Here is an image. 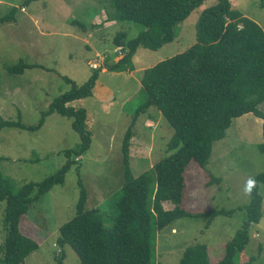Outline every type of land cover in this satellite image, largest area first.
<instances>
[{
  "label": "rangeland",
  "instance_id": "rangeland-1",
  "mask_svg": "<svg viewBox=\"0 0 264 264\" xmlns=\"http://www.w3.org/2000/svg\"><path fill=\"white\" fill-rule=\"evenodd\" d=\"M229 1L233 9L264 29V0ZM25 2L0 0V17L17 8L15 19L0 25V118L34 125L56 97L72 89L66 78L84 84L94 70L90 62H102L98 54L109 57L99 67L119 59L116 36L125 32L129 41L139 35L142 26L114 19L117 13L110 0ZM215 3L205 1L180 23L172 42L158 50L140 47L130 61L134 70L104 68L93 96L71 103L87 111L86 126L92 132V144L81 155H74L64 183L42 195L22 218L23 232L39 245L23 264H57L55 257L62 250L64 264H81L70 245L61 248L57 243L60 227L76 213L81 184L88 192L87 207L100 209L105 226L112 225L116 213L113 202L124 179L122 142L135 111L146 100L143 71L195 44L198 18ZM20 62L33 67L10 73L8 67ZM259 109L264 114V102ZM72 122V118L53 113L38 131L12 127L0 131V169L15 187L42 182L67 162L66 150H79L81 137ZM132 132L130 160L138 176L170 154L167 149L174 129L157 108L151 107L139 115ZM262 144L264 118L245 114L233 119L225 138L214 144L205 169L195 162L189 165L187 210L207 214L180 218L158 231V263L180 264L184 250L195 244L207 245L211 261L223 259L226 243L242 228L245 210L240 208L251 202L250 179L264 172ZM207 174L219 181H212ZM261 193L264 196V186ZM6 206L5 200L0 202V245L7 235ZM214 210L234 212L212 219L209 213ZM250 237L236 264H264V200L263 217L252 226Z\"/></svg>",
  "mask_w": 264,
  "mask_h": 264
},
{
  "label": "trees",
  "instance_id": "trees-1",
  "mask_svg": "<svg viewBox=\"0 0 264 264\" xmlns=\"http://www.w3.org/2000/svg\"><path fill=\"white\" fill-rule=\"evenodd\" d=\"M32 1L26 0V5ZM117 15L114 19L142 26L139 35L127 41L125 32L114 42L121 57L92 68L88 81L56 97L42 112L37 124L0 118V131L6 127L38 131L53 113L72 118V126L81 137L79 150L65 151L67 162L42 182H27L15 187L14 181L0 169V202L6 201L7 235L0 245V264H23L39 245L22 229V218L33 203L55 185L63 184L72 167L73 157L81 155L92 144V132L86 126L87 111L72 102L93 96L100 72L134 70L131 58L140 47L158 50L176 37L178 25L207 0H110ZM17 8L0 17V25L15 19ZM125 52V53H124ZM108 61V59L106 60ZM93 62V61H92ZM33 67L24 62L9 66L10 73H21ZM142 85L145 102L132 117L123 142V183L115 197V216L110 227L98 208H88V192L81 184L80 198L74 217L60 227L57 243L70 245L81 264H160L156 261L157 233L176 220L204 214H193L185 205L188 192L187 170L192 162L205 169L213 146L226 136L233 119L245 114L264 118L259 105L264 102V29L255 20L233 9L229 0H216L200 14L196 23V43L182 53L145 69ZM157 108L174 129L168 143L170 154L153 167L135 176L131 167L132 127L139 115ZM264 152V144L261 146ZM3 157H0L2 160ZM213 181L219 178L207 174ZM251 202L245 210L242 228L225 245L220 261H211L205 244L188 246L180 264H236V258L250 242L253 225L263 217L261 187L264 172L250 179ZM234 210H214L212 219L231 215ZM64 264L65 252L55 257ZM253 260V258H252Z\"/></svg>",
  "mask_w": 264,
  "mask_h": 264
},
{
  "label": "built area",
  "instance_id": "built-area-1",
  "mask_svg": "<svg viewBox=\"0 0 264 264\" xmlns=\"http://www.w3.org/2000/svg\"><path fill=\"white\" fill-rule=\"evenodd\" d=\"M123 52L120 50L119 51V55H121ZM103 57V58H102ZM99 55V59L102 60V62L106 61L107 59H109L108 56H102ZM104 60V61H103ZM100 63H102L101 61H99ZM90 67L92 68H98V62H90Z\"/></svg>",
  "mask_w": 264,
  "mask_h": 264
},
{
  "label": "crops",
  "instance_id": "crops-1",
  "mask_svg": "<svg viewBox=\"0 0 264 264\" xmlns=\"http://www.w3.org/2000/svg\"><path fill=\"white\" fill-rule=\"evenodd\" d=\"M89 36H92V34L91 33H89L88 34ZM87 42V41H86ZM98 55H100V54H98ZM104 71H106V70H103L102 72H104ZM188 181V180H187ZM187 185H188V182H187ZM188 187V186H187ZM188 193L189 192H187V196H186V200H185V205H186V202H187V198H188ZM176 229L175 228H173V231H175ZM178 232H176L175 234H177ZM213 262V261H212Z\"/></svg>",
  "mask_w": 264,
  "mask_h": 264
},
{
  "label": "clouds",
  "instance_id": "clouds-1",
  "mask_svg": "<svg viewBox=\"0 0 264 264\" xmlns=\"http://www.w3.org/2000/svg\"><path fill=\"white\" fill-rule=\"evenodd\" d=\"M251 185V181L249 182V186Z\"/></svg>",
  "mask_w": 264,
  "mask_h": 264
}]
</instances>
